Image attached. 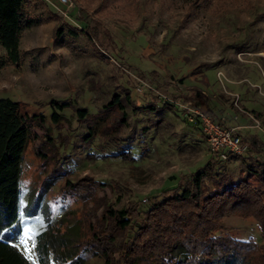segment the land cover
Returning a JSON list of instances; mask_svg holds the SVG:
<instances>
[{"label": "rangeland", "instance_id": "obj_1", "mask_svg": "<svg viewBox=\"0 0 264 264\" xmlns=\"http://www.w3.org/2000/svg\"><path fill=\"white\" fill-rule=\"evenodd\" d=\"M39 1L44 20L23 33L24 63L0 67V96L46 119L35 125L22 163L16 243L33 264H105L102 250L88 242L90 224L99 226L108 204L138 200L145 207L148 196L205 165L210 147L200 123L187 118L189 107L236 126L245 138L246 154L221 160L225 173L240 178L247 162L264 159V0ZM68 22L109 31L116 47L70 32ZM59 25L65 31L55 36ZM197 87L205 96L184 100L197 97ZM126 91L133 101L122 119L120 108L105 104ZM52 99L73 103L57 123ZM79 107L88 109L83 119ZM219 221L221 234L264 240L252 214L232 211ZM39 238L48 242L44 261Z\"/></svg>", "mask_w": 264, "mask_h": 264}, {"label": "trees", "instance_id": "obj_2", "mask_svg": "<svg viewBox=\"0 0 264 264\" xmlns=\"http://www.w3.org/2000/svg\"><path fill=\"white\" fill-rule=\"evenodd\" d=\"M43 20L39 0H0V46L4 49L0 67L6 63H24L28 50L21 46L23 33ZM67 24L72 33L85 32L102 47L112 50L113 45L116 47L109 31L103 34L89 22L84 27ZM64 31V26L59 25L55 36ZM193 90L197 97L186 95L184 100L197 101L205 96L200 88ZM132 101L130 91L124 95L116 92L105 105L120 108L122 119H125L126 107ZM164 103L176 106L168 100ZM72 104L71 101L51 100V117L55 123L60 121L62 111ZM20 106L19 100L0 96V264H33L16 243L23 231L22 163L25 150L35 135V125H45L46 119L43 113L21 112ZM148 106L155 107L153 102ZM77 113L83 119L89 112L79 107ZM94 132L92 128L89 135ZM221 160L211 154L204 166L190 176L183 175L177 186L148 196L145 207H141L138 200H134V205L122 207L108 204L99 226L90 224L94 241L87 242L102 250L105 264H264V240L259 242L254 238L243 239L217 232L221 216L240 211L259 220L264 238V186L254 181L264 182V159L255 158L256 164L247 162L246 172L240 178L226 174ZM243 161H247V156ZM208 179H214L213 188L206 186ZM68 181L69 185H77ZM38 196L40 198L41 194ZM40 235L42 238L45 231ZM37 248L39 259L44 261L42 254L48 250L47 240H40Z\"/></svg>", "mask_w": 264, "mask_h": 264}, {"label": "built area", "instance_id": "obj_3", "mask_svg": "<svg viewBox=\"0 0 264 264\" xmlns=\"http://www.w3.org/2000/svg\"><path fill=\"white\" fill-rule=\"evenodd\" d=\"M60 1L67 6L72 4L71 0ZM61 11L64 14L67 13L65 9ZM186 116L190 121L197 120L200 123L211 154L227 159L230 154L243 155L248 152L249 146L236 126H225L223 122L214 119L207 111L198 107H189ZM254 119L256 124L259 125L260 121L256 118Z\"/></svg>", "mask_w": 264, "mask_h": 264}, {"label": "crops", "instance_id": "obj_4", "mask_svg": "<svg viewBox=\"0 0 264 264\" xmlns=\"http://www.w3.org/2000/svg\"><path fill=\"white\" fill-rule=\"evenodd\" d=\"M202 106V105H201ZM203 107V106H202ZM205 109H206V107H205Z\"/></svg>", "mask_w": 264, "mask_h": 264}]
</instances>
